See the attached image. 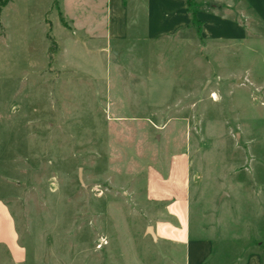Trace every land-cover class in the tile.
I'll use <instances>...</instances> for the list:
<instances>
[{
	"label": "rangeland",
	"instance_id": "obj_1",
	"mask_svg": "<svg viewBox=\"0 0 264 264\" xmlns=\"http://www.w3.org/2000/svg\"><path fill=\"white\" fill-rule=\"evenodd\" d=\"M54 1L1 10L0 212L22 264H159L149 178L187 171L193 220L201 202L223 220L232 166L262 159L264 0L196 1L221 20L175 34L181 0L111 20L108 0Z\"/></svg>",
	"mask_w": 264,
	"mask_h": 264
},
{
	"label": "crops",
	"instance_id": "obj_2",
	"mask_svg": "<svg viewBox=\"0 0 264 264\" xmlns=\"http://www.w3.org/2000/svg\"><path fill=\"white\" fill-rule=\"evenodd\" d=\"M170 1L173 0H144L143 5L149 13L154 6L166 5ZM181 1L182 19L179 24L172 28L171 24L168 25V19L163 23L169 27L158 34H175L186 23L192 24L187 0ZM128 6L127 0H108L107 18L111 20L117 14V9L126 16ZM169 13V18L176 16ZM204 13L209 14L198 10L200 20L206 19ZM209 17L212 23L214 20H221L214 14H209ZM113 29L112 26L111 32ZM250 151L261 153L262 159L251 165H233L235 173L243 171L245 175L218 188L217 204L219 206L224 198L226 205L223 220L210 214L215 211L205 209L203 202L198 217L193 220L186 169L180 176L172 165L168 177H161L160 180L156 178L155 181L149 178V193L152 199L163 204V208L155 222L149 225L153 227L156 238L147 233L149 226L144 235H150L152 242L157 245L156 259H159V264H264V146L261 150L252 147ZM6 221L5 227L3 225ZM2 231L11 232L15 235V240L4 238ZM0 253L5 256L6 261L11 258L15 264H22L26 260L25 251L18 243L15 221L7 207L0 212Z\"/></svg>",
	"mask_w": 264,
	"mask_h": 264
},
{
	"label": "trees",
	"instance_id": "obj_3",
	"mask_svg": "<svg viewBox=\"0 0 264 264\" xmlns=\"http://www.w3.org/2000/svg\"><path fill=\"white\" fill-rule=\"evenodd\" d=\"M11 0H4L2 3H0V14H1V10L3 6H6L7 4H9ZM54 5H56L58 7V0L54 1ZM187 10L190 13L191 17H192V25L196 26L198 29V32H200V25H201V20L198 18V9H197V2L195 0H187ZM62 22L64 23V25H66V22L63 18V16L61 17ZM1 23V20H0Z\"/></svg>",
	"mask_w": 264,
	"mask_h": 264
},
{
	"label": "water",
	"instance_id": "obj_4",
	"mask_svg": "<svg viewBox=\"0 0 264 264\" xmlns=\"http://www.w3.org/2000/svg\"><path fill=\"white\" fill-rule=\"evenodd\" d=\"M81 181H82V180H81ZM147 233H149L154 239L156 238L152 226H149V227H148V229H147Z\"/></svg>",
	"mask_w": 264,
	"mask_h": 264
},
{
	"label": "built area",
	"instance_id": "obj_5",
	"mask_svg": "<svg viewBox=\"0 0 264 264\" xmlns=\"http://www.w3.org/2000/svg\"><path fill=\"white\" fill-rule=\"evenodd\" d=\"M106 244V240H103L102 242H100L99 244H98V247L99 248H101L103 245H105Z\"/></svg>",
	"mask_w": 264,
	"mask_h": 264
}]
</instances>
